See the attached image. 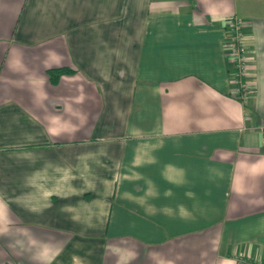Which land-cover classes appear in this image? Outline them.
<instances>
[{
  "label": "crops",
  "instance_id": "1",
  "mask_svg": "<svg viewBox=\"0 0 264 264\" xmlns=\"http://www.w3.org/2000/svg\"><path fill=\"white\" fill-rule=\"evenodd\" d=\"M263 122L264 0H0V264L264 262Z\"/></svg>",
  "mask_w": 264,
  "mask_h": 264
},
{
  "label": "built area",
  "instance_id": "2",
  "mask_svg": "<svg viewBox=\"0 0 264 264\" xmlns=\"http://www.w3.org/2000/svg\"><path fill=\"white\" fill-rule=\"evenodd\" d=\"M226 35L229 43L230 62L233 66V95L240 101L247 96V84L243 81L246 73L244 47L242 44L241 22L238 19L229 18L226 21ZM260 130L264 133V122L260 126ZM238 261L244 264H264L259 259L238 257Z\"/></svg>",
  "mask_w": 264,
  "mask_h": 264
},
{
  "label": "trees",
  "instance_id": "3",
  "mask_svg": "<svg viewBox=\"0 0 264 264\" xmlns=\"http://www.w3.org/2000/svg\"><path fill=\"white\" fill-rule=\"evenodd\" d=\"M74 71H75L74 68L69 67V66H65V65L56 66V67H49L46 69V73L48 75V78L52 83H56L59 80L61 75L69 74V73H72Z\"/></svg>",
  "mask_w": 264,
  "mask_h": 264
}]
</instances>
